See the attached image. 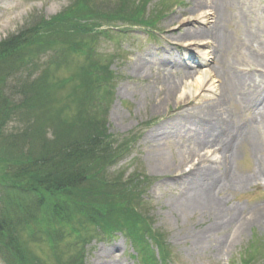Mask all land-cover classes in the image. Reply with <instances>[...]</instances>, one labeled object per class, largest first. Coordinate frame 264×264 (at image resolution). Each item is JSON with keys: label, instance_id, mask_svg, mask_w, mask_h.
Masks as SVG:
<instances>
[{"label": "rangeland", "instance_id": "1", "mask_svg": "<svg viewBox=\"0 0 264 264\" xmlns=\"http://www.w3.org/2000/svg\"><path fill=\"white\" fill-rule=\"evenodd\" d=\"M98 1L124 12L144 8L147 19L157 21L147 29L102 19L95 29L102 34L88 44L95 59L107 61L111 75L95 106L102 129L112 143L127 146L108 178L141 177L145 187L138 212L160 244L158 249L147 240L153 259L159 264H264V217L251 220L264 207V173L257 184L238 183L264 172V69L257 62L264 63V0ZM88 2L0 0V42L33 19L49 22L75 3L88 11ZM206 14L208 23L200 20ZM57 23L63 34L66 25ZM198 52L208 56L200 59ZM68 60L55 79L74 75L85 58ZM204 76L209 85L186 101ZM239 78L252 88L249 100L239 90ZM70 89L64 86L61 96ZM203 165L217 170L198 177ZM244 217L250 224L238 232ZM133 248L119 233L94 239L83 247L82 262L143 264ZM38 252L33 255L48 260L49 254ZM107 252L112 257L100 260Z\"/></svg>", "mask_w": 264, "mask_h": 264}, {"label": "trees", "instance_id": "2", "mask_svg": "<svg viewBox=\"0 0 264 264\" xmlns=\"http://www.w3.org/2000/svg\"><path fill=\"white\" fill-rule=\"evenodd\" d=\"M88 3V11L75 3L49 22L33 19L0 42L1 264H83L84 246L116 233L143 264H159L147 242L159 249L158 237L138 212L141 177L108 178L127 146L112 143L102 129L95 106L111 75L107 61L95 59L88 46L102 34L95 32L102 19L147 29L157 21L147 19L144 8L124 12ZM57 19L66 25L63 34ZM77 56L85 58L82 67L55 79ZM67 85L71 89L61 96ZM34 249L48 260L34 256Z\"/></svg>", "mask_w": 264, "mask_h": 264}, {"label": "bare ground", "instance_id": "3", "mask_svg": "<svg viewBox=\"0 0 264 264\" xmlns=\"http://www.w3.org/2000/svg\"><path fill=\"white\" fill-rule=\"evenodd\" d=\"M199 6H201V5H199ZM211 10L213 11V15L212 16H214V15H216L215 13H214V9H212L211 8ZM200 18L199 17H197V19L196 20H199ZM208 19H209V17H208V14H206V15H204L203 17H201V21H203L204 20V22L205 23H208ZM186 49H189L188 47L186 48ZM200 55H202V56H200ZM208 55H207V53H205V52H198V57L200 58V59H206V57H207ZM197 58V57H196ZM198 62H201V61H198ZM257 62H259V66L260 67H262L263 69H264V63L262 62V61H259V60H257ZM210 78H208L207 76H204V78H202V80L199 82V84L198 85H196V87H195V89L196 90H193V92H192V95H191V93H188V95L187 96H185L186 97V101H190V100H193L195 97L194 96H196L197 95V93H199L200 91H202L203 89H205L208 85H209V83L211 82V80H209ZM237 82H238V87H239V90L241 91V92H243L244 93V95L246 94V99L247 100H249V98H250V96H251V87L250 86H247L246 85V83L244 82V80H243V78H239L238 80H237ZM245 86H247L246 88H244ZM177 87V86H176ZM175 89H177V88H175L174 87V91H175ZM238 89V88H237ZM173 91V92H174ZM175 93V92H174ZM206 146V145H205ZM211 146V144H208L206 147H210ZM227 147V146H226ZM226 151H227V149L225 150V149H223V148H221V152H224V153H226ZM216 168H213V167H211L210 165H203V166H200V167H198V170H197V175H198V177H200L202 174L203 175H205V176H209V173H207V172H211V171H213V170H215ZM217 170V169H216ZM263 173L264 172H262L261 170H259L257 173H253L252 175H250L249 176V178L248 177H242L241 178V180H239V184L240 185H242V184H252V183H249V182H251V181H253L254 183H259L260 181V178L262 177V175H263ZM190 174V173H189ZM209 201H212V200H214L213 199V196H209ZM212 203H213V201H212ZM215 203V202H214ZM263 217H264V207L263 208H261V210L259 209L258 211H257V213H254L253 214V216L251 217V220H253L254 219V221L255 222H258V221H260L261 222V220H263ZM251 220H248V218L247 217H244V218H242V219H240L239 220V222L237 223V229H238V232H242L243 231V229H244V227L247 225V224H250V221ZM102 256H100V260L101 259H104V258H111L112 256L110 255V254H108V252L107 253H103V254H101Z\"/></svg>", "mask_w": 264, "mask_h": 264}]
</instances>
